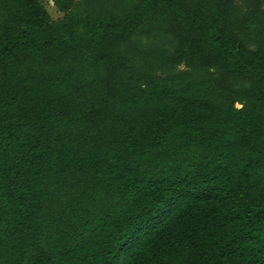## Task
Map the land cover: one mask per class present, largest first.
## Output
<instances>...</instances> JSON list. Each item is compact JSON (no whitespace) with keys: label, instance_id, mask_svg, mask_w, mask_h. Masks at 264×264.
I'll use <instances>...</instances> for the list:
<instances>
[{"label":"trees","instance_id":"trees-1","mask_svg":"<svg viewBox=\"0 0 264 264\" xmlns=\"http://www.w3.org/2000/svg\"><path fill=\"white\" fill-rule=\"evenodd\" d=\"M54 3L0 0V264H264V0Z\"/></svg>","mask_w":264,"mask_h":264},{"label":"rangeland","instance_id":"rangeland-1","mask_svg":"<svg viewBox=\"0 0 264 264\" xmlns=\"http://www.w3.org/2000/svg\"><path fill=\"white\" fill-rule=\"evenodd\" d=\"M48 10V12L50 13L51 17L53 19H59V18H62L65 14H66V11H61L59 10L55 3H54V0H42ZM185 66V64H181V65H178V68H183Z\"/></svg>","mask_w":264,"mask_h":264}]
</instances>
